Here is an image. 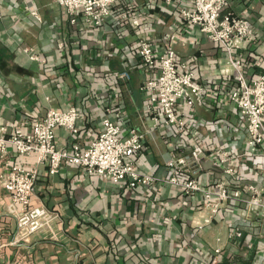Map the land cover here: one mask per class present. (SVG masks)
I'll use <instances>...</instances> for the list:
<instances>
[{
  "label": "crops",
  "instance_id": "crops-1",
  "mask_svg": "<svg viewBox=\"0 0 264 264\" xmlns=\"http://www.w3.org/2000/svg\"><path fill=\"white\" fill-rule=\"evenodd\" d=\"M227 3L254 32L238 57L248 78L255 79L264 73V0ZM132 6L138 11L130 17L142 21L137 28L122 18ZM71 19L55 0H0V125L29 132L47 110L72 107L79 113L77 134L57 128L58 148L87 146L103 118L123 132H149L136 164L156 181L131 189L72 165L50 175L47 165L10 149L0 158V172L6 161L36 169L31 205L57 219L53 233L13 244L16 225L5 215L10 198L0 183V264H264V211L243 202L249 186H264V148L250 153L244 143L243 120L227 98L233 77L224 52L156 0L123 1L101 26L79 15ZM139 37L159 54L174 50L177 63L207 86L204 103L178 110L185 123L181 132L155 126L146 110L141 86L148 71L135 54ZM30 49L38 61L30 60ZM123 72L128 79L116 76ZM194 144L230 150L235 172L226 176L213 164L214 170L201 169L195 177L210 187L223 181L230 192L241 193V200L224 203L207 225L201 196L183 195L167 182L169 153L186 155ZM230 233L237 235L229 238Z\"/></svg>",
  "mask_w": 264,
  "mask_h": 264
},
{
  "label": "built area",
  "instance_id": "built-area-1",
  "mask_svg": "<svg viewBox=\"0 0 264 264\" xmlns=\"http://www.w3.org/2000/svg\"><path fill=\"white\" fill-rule=\"evenodd\" d=\"M65 9L74 22L79 15L92 26H101L111 18L114 9L123 1L135 0H55ZM150 1V0H143ZM171 8L184 23L195 27L208 41L217 44L226 55V64L231 69L232 85L227 98L235 106L244 124V143L250 153L264 148V73L255 79H249L244 71V64L238 52L254 40V32L246 19L229 12L227 0H156ZM138 9L132 6L124 14L123 19H130V25L137 28L139 19L130 16ZM37 18V15L33 13ZM30 60L38 61L33 51L26 50ZM135 54L141 65L148 71V77L141 90L148 96L146 110L155 126L162 124L177 132L185 128L184 119L179 109L194 108L204 103L207 86L198 81L195 74L176 61L172 49L161 54L145 37L135 42ZM120 79H128L123 72L116 75ZM79 113L75 108L64 111L47 110L40 122H34L29 132L22 129H8L0 125V158L5 159L12 149L20 158L34 157L37 166L47 165L50 175H55L62 165L77 166L88 175H96L103 181L126 185L128 188H147L155 181L150 174L140 173L136 158L145 147L148 134L135 129L123 132L108 118L100 121V129L93 141L87 146L73 143L70 149L58 148L55 143V130L66 129L71 136L77 134ZM230 150L211 149L194 144L186 155L169 153L166 168L171 176L167 181L176 186L186 196L200 195L202 210L207 217L204 224L211 223L219 213L221 206L229 201L241 200L239 190L230 192L223 181L213 187L204 185L195 177L201 170V162L209 160L219 166L223 174L233 176L234 168L230 164ZM36 169H26L20 165L4 164L0 172V183L8 193L10 202L5 215L12 218L16 225L14 243L27 242L31 236L41 232L53 233V224L57 216L43 206H32ZM250 196L243 202L250 208L264 211V186L248 187ZM235 233H230L232 238ZM219 250H215L218 254Z\"/></svg>",
  "mask_w": 264,
  "mask_h": 264
},
{
  "label": "water",
  "instance_id": "water-1",
  "mask_svg": "<svg viewBox=\"0 0 264 264\" xmlns=\"http://www.w3.org/2000/svg\"><path fill=\"white\" fill-rule=\"evenodd\" d=\"M200 166H201V169H205V170H207V169H213L214 170L215 169V167L213 166V163L210 161L201 162Z\"/></svg>",
  "mask_w": 264,
  "mask_h": 264
},
{
  "label": "trees",
  "instance_id": "trees-1",
  "mask_svg": "<svg viewBox=\"0 0 264 264\" xmlns=\"http://www.w3.org/2000/svg\"><path fill=\"white\" fill-rule=\"evenodd\" d=\"M36 180H37V177H36ZM35 183H36V181H35Z\"/></svg>",
  "mask_w": 264,
  "mask_h": 264
}]
</instances>
